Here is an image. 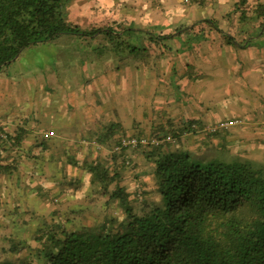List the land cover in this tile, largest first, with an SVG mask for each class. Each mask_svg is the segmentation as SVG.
Returning a JSON list of instances; mask_svg holds the SVG:
<instances>
[{
    "label": "rangeland",
    "instance_id": "obj_1",
    "mask_svg": "<svg viewBox=\"0 0 264 264\" xmlns=\"http://www.w3.org/2000/svg\"><path fill=\"white\" fill-rule=\"evenodd\" d=\"M238 1L217 4L216 0H70L66 7L68 21L76 25L93 23L100 17L98 10L111 7L110 21L114 23L124 18H127L124 26L130 20L141 28L157 23L164 28L163 33L174 36L176 29L179 28L174 33L212 11L225 14ZM258 4L264 5V0H247L246 8ZM250 14L247 21L253 33ZM225 19L223 23L227 22ZM237 21L238 15L233 17L231 31L238 41H243L250 33H243L244 28L237 26ZM181 38L175 35L170 42L175 43L170 57L157 62L156 67L138 68L140 65L136 67L127 56H115L99 47L98 42L86 43L62 34L50 42L26 48L17 61L0 71V115L14 111L17 116L6 127L15 131L14 127L22 124L30 131L25 138L29 140L12 146L9 161L0 159V164L11 162L13 169L9 175H0V260L5 256L1 248L8 249L13 243L25 245L32 240L35 230L52 219L54 210H60L63 223L70 226L96 223L115 211L113 202L107 204V196L90 185L87 171L69 162V157L80 164L96 156L106 157L104 152L97 153L83 134H93L92 125L103 123L110 112L113 119L125 124L137 121L138 128L148 132L174 107L182 116L204 115L219 120L239 117L243 124L238 133L233 128L234 133L228 137L219 135L210 139L203 130L187 133L178 147L225 161L236 156L264 158V131L258 130L252 118V113L264 116V58H259L264 55L261 50L264 41L255 42L251 54L228 44L216 49L195 44L190 52L180 53L185 43ZM169 94L174 97L170 99ZM29 111L43 113L46 118L42 121L37 114L32 118L26 116ZM0 122L3 123L1 119ZM42 125L45 140L39 136ZM129 127L128 134L134 131ZM50 129L56 133L66 131L49 139L46 131ZM70 130L75 131L69 138L65 133ZM30 145L32 152L27 151ZM0 150L6 151L1 146ZM132 158L133 155L131 161ZM140 162L144 170L146 165L150 168L144 158L138 164L130 163L129 169L118 159V172L125 169L130 172L136 166L141 167ZM130 174L123 175L122 184L125 182L129 190H134L137 187L134 179L138 182L140 178ZM145 178L151 183V176ZM60 192V196L56 194ZM74 210L84 212L74 217L70 214L73 221L68 222L65 215Z\"/></svg>",
    "mask_w": 264,
    "mask_h": 264
},
{
    "label": "trees",
    "instance_id": "obj_2",
    "mask_svg": "<svg viewBox=\"0 0 264 264\" xmlns=\"http://www.w3.org/2000/svg\"><path fill=\"white\" fill-rule=\"evenodd\" d=\"M69 2L0 0V71L17 61L26 48L50 42L62 34L86 43L98 42L99 47L115 56H127L136 67L153 66L173 50L170 42L175 35L163 33L164 28L157 23L147 24V28L132 20L124 26L127 18L114 23L110 21L111 7L98 10L100 17L93 23H70L66 7ZM246 3L247 0L234 3L227 17L233 20L238 15L246 31L251 24L247 21L250 12L249 19L255 27L249 34L251 39L238 41L230 29L232 20L224 31L216 20L202 19L179 34L185 41L180 52L209 40L211 34L220 35L225 44L240 49L264 41V5L247 9ZM176 125L168 118L165 124L155 123L149 132L138 126L139 130L134 128L129 135L120 123H114L94 134L108 148L123 136L161 139L170 134L175 140L126 148L104 161L85 159L80 164L77 159H70L71 164L87 171L90 185L107 196V204L113 202L115 211L96 223L70 226L63 223L62 212L54 210L52 219L35 230L32 240L1 248L5 256L0 264H264V158L236 156L225 161L183 150L178 147L181 137L201 131L199 128L206 124L192 119ZM227 130H206L207 137L224 135ZM26 135V129L10 131L0 122V146L6 150H0V159L9 161L10 149L21 145ZM131 151L145 155L152 179L149 184L142 181L133 191L122 184L117 167L118 159L122 166H128ZM11 170L9 163L0 164V173ZM83 212L74 210L65 217L71 222L70 214L74 217Z\"/></svg>",
    "mask_w": 264,
    "mask_h": 264
},
{
    "label": "crops",
    "instance_id": "obj_3",
    "mask_svg": "<svg viewBox=\"0 0 264 264\" xmlns=\"http://www.w3.org/2000/svg\"><path fill=\"white\" fill-rule=\"evenodd\" d=\"M115 1H118V0H115ZM217 1V4H219V2H224V1H227V0H216ZM221 2V3H222ZM234 3V2H233ZM233 3H232V5H233ZM222 5V4H221ZM106 8V7H105ZM231 8H232V6H231ZM230 8V9H231ZM227 10L226 11V13L228 14L229 13V11H231V10ZM218 14V12L217 13H215L214 14V12L212 11V12H210L209 14H207L206 15V17L205 18H202V19H214V20H216L217 21V23H218V25H219V27L220 28H222L224 31L230 26V24H229V20H226L225 18L227 17V14ZM224 16V17H223ZM202 19H198V20H202ZM223 19H225L227 22H225L224 21V23H223ZM221 20H222V22H221ZM233 21V20H232ZM236 21V20H235ZM232 24H233V22H232ZM232 24H231V27H232ZM221 25V26H220ZM241 25V23L239 22V21H237V26H240ZM187 27H190V26H187ZM231 27H230V29H231ZM242 27V26H241ZM248 28H249V26H248ZM186 29V28H185ZM185 29H183V28H181V30L179 31V32H176V33H174L173 32V34H175V35H177V34H180L182 31H184ZM247 31H249V29L248 30H244L243 29V33H247ZM249 33H250V31H249ZM248 34V33H247ZM250 34H253V33H250ZM235 36V35H234ZM246 37H248V38H245L246 39V41L247 40H249V39H251V36H249V34L246 36ZM184 40V39H183ZM246 43V42H245ZM245 43L243 44V45H245ZM195 44H197V46H202L203 44H205V45H208V46H210V47H213L214 49H216L217 48V46H219V45H224L225 43H224V41L221 39V37H220V35H218V34H211V35H209V40H205V41H200L199 43H194L193 44V47H194V45ZM229 45V44H228ZM174 47H175V43H174ZM178 47H181V44L178 46ZM239 50H242V51H246L247 53H250L251 54V52L253 51V49H255V47L254 46H252V47H249V48H247V49H240V48H238ZM261 50H262V52L264 53V47H261ZM185 52H190V50L188 51H184L183 53H185ZM180 53H182V52H180ZM260 54V53H259ZM217 55H218V52H217ZM242 56H246V55H242ZM264 58V55H262L261 56V54L259 55V58ZM169 58V57H168ZM165 59V57L164 58H162V59H159V60H157L155 63H154V65L152 66V68L155 66L156 67V64H157V62H159V61H161V60H164ZM169 59H166V61H168ZM138 68H145V66H139ZM151 68V69H152ZM175 72H177L176 70H174ZM179 73V72H178ZM172 92V91H171ZM173 94V93H172ZM174 95V94H173ZM173 95H171V94H169V97H170V99H172V97H174ZM176 97H177V95H176ZM169 108H171V107H169ZM24 113V112H23ZM34 114H37L36 115V117L37 118H39L40 120H42L43 121V119H45L46 117L43 115V113H39V112H34V111H32V112H28V114L26 113V116H31V118L33 117V115ZM111 112H110V115H109V117H108V119H106L103 123H98V122H96V123H94V125H98V126H94V125H92V129H93V134L91 135L90 133L89 134H86V135H84L83 134V136L86 138H88V140H90V142L88 141V143H91L93 146H94V148L97 150V153H99V152H104L105 153V158H97V156H96V158H93V160H98V161H104V160H106V158H108L109 156H111V154H115V153H120V152H118V151H116L115 149H114V145H113V147L112 148H108V147H106L105 145H103V143H101V142H99L97 139H95V137H94V134H96V133H100L101 131H103V130H105V129H107L109 126H111L112 124H114V123H120L121 125H122V127L123 128H125V129H127L129 126V128H135V127H138L139 125H136L137 123H139V122H137V121H134V122H129V123H127V124H125V122L123 123V121H121V120H116V119H113V117H111ZM253 114V116H252V118H253V120L254 121H256L257 122V124H258V126H257V128H258V130H261V131H264V119H261V118H264V116L263 117H261V115H258V114H256V113H252ZM14 115H16L15 114V112L14 111H12L11 113H6V114H2V115H0V119L3 121V125L5 124V127H6V124H10V126L13 124V121L15 120V118H17V116H14ZM143 115H144V113H143ZM168 118H171L173 121H174V125H176V126H181V122L182 121H188V120H192V119H195V120H200V121H202V122H204V124H206V125H208V124H211V123H213V122H215V121H218L219 120V118L217 119H210V118H208V117H206V116H204V115H200V116H191L190 114L189 115H187V116H182V114L180 115V113H179V111L174 107L173 108V110H171L170 111V113L168 114V116L167 117H163V119H162V122L165 124L166 123V121H167V119ZM249 118V117H248ZM247 118V119H248ZM108 120V121H107ZM220 120H222V119H220ZM157 121V120H156ZM135 122H137L136 124H135ZM34 124V123H33ZM32 124V125H33ZM205 125V126H206ZM24 127V128H27L26 126H24V125H22V124H20L19 126H17V127H14V128H19V127ZM154 126V125H153ZM42 127V130L40 131V128L39 127H37L36 126V128H39V136L42 138V135H41V132H43V125L41 126ZM238 127H241V126H234V127H231V128H229V130H227L228 132H226V133H224V135H222V136H226V137H228V136H230V135H232L233 133H234V131L232 130L233 128H236V131H237V133L239 132V129H238ZM35 128V127H34ZM61 128H63V127H61ZM200 130H203V131H205V133H208L205 129H203V127L202 128H199ZM27 130V135L25 136V138L27 137V136H30V131L28 130V128L26 129ZM64 131H66V130H64V129H61V131H59V132H55V131H52L51 129L50 130H48V131H46V136H48L49 137V139H51V138H53V137H55V136H58L59 134H63V132ZM75 131V130H74ZM74 131H72V130H70V131H67L65 134H67V136H69V138L70 137H73V133L72 132H74ZM95 132V133H94ZM129 135H132V133H130ZM206 136H207V134H206ZM214 137V136H213ZM24 138V139H25ZM208 138V137H207ZM43 140H45L44 138H42ZM26 141L27 140H29V138H27V139H25ZM244 140V139H243ZM243 140H241V141H243ZM31 144V143H30ZM36 145V144H35ZM43 145V144H42ZM64 145H65V143H64ZM31 147V145L27 148L28 150L27 151H29V152H32V147ZM41 148V147H40ZM37 151H38V148H37ZM128 154H130L131 156L133 155V157L134 158H132V161H131V156L130 155H128L129 156V159H128V162H127V165H129L130 163H134V165H135V163L136 164H138V161H140L141 160V158H144V159H146L147 160V158L145 157V155H143L142 156V154H137V153H135L134 151H131V153H128ZM70 159H72V157H69ZM68 159V158H67ZM70 159H69V162H70ZM120 160V159H119ZM129 161H130V163H129ZM9 163V162H8ZM8 163H6V164H8ZM71 163V162H70ZM129 163V164H128ZM6 164H3V165H6ZM10 164H11V162H10ZM9 164V165H10ZM122 164V163H121ZM73 165V164H72ZM139 165L142 167H139V166H136V167H134V169L133 170H131L130 172L127 170V169H129L128 167H127V169H125V170H123V171H121V172H119L120 174H121V179H122V177H123V175H126V176H128V174L129 173H131L130 175H133V176H135V178L136 177H139L140 178V181H136L137 179H134L135 181V183H137V187L139 186H141V183H142V181H147L146 180V178H145V176H147V175H149V173H150V170L148 169V166L146 165V167H145V170H144V166L141 164V162L139 163ZM75 167H81L80 165H77V166H75ZM82 168V167H81ZM13 170V169H12ZM12 170H11V172L10 173H6L7 175H9V174H11L12 173ZM147 172V173H146ZM4 175V173H0V175ZM5 174V175H6ZM150 176V175H149ZM4 178V177H3ZM129 180V179H128ZM132 179H130V181H131ZM152 180V179H151ZM147 183L149 184L150 183V181L148 182L147 181ZM123 185H126V187H127V189L129 190V186H127V184L124 182V184ZM150 186V185H149ZM135 187V186H134ZM134 189V188H133ZM129 191H133L132 189H130Z\"/></svg>",
    "mask_w": 264,
    "mask_h": 264
},
{
    "label": "built area",
    "instance_id": "obj_4",
    "mask_svg": "<svg viewBox=\"0 0 264 264\" xmlns=\"http://www.w3.org/2000/svg\"><path fill=\"white\" fill-rule=\"evenodd\" d=\"M243 124L242 119H226V120H218L214 124H208L205 128L210 132H217L223 129H229L233 126H240ZM3 135V134H2ZM174 137L170 134L166 135L164 138H156V137H136V136H123L120 138L118 143L114 146V149L118 152L126 148L135 149L139 146H148V145H159L164 141H174Z\"/></svg>",
    "mask_w": 264,
    "mask_h": 264
},
{
    "label": "water",
    "instance_id": "obj_5",
    "mask_svg": "<svg viewBox=\"0 0 264 264\" xmlns=\"http://www.w3.org/2000/svg\"><path fill=\"white\" fill-rule=\"evenodd\" d=\"M18 56H19V53H18V54H17V55L14 57V59H13V60L17 59V58H18ZM13 60H12V61H13Z\"/></svg>",
    "mask_w": 264,
    "mask_h": 264
}]
</instances>
